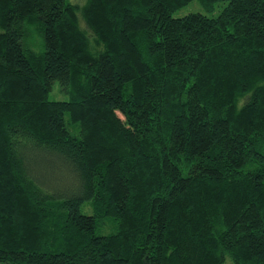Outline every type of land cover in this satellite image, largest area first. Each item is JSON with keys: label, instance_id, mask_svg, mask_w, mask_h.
Here are the masks:
<instances>
[{"label": "trees", "instance_id": "trees-1", "mask_svg": "<svg viewBox=\"0 0 264 264\" xmlns=\"http://www.w3.org/2000/svg\"><path fill=\"white\" fill-rule=\"evenodd\" d=\"M227 259L264 264V0H0V264Z\"/></svg>", "mask_w": 264, "mask_h": 264}, {"label": "rangeland", "instance_id": "rangeland-1", "mask_svg": "<svg viewBox=\"0 0 264 264\" xmlns=\"http://www.w3.org/2000/svg\"><path fill=\"white\" fill-rule=\"evenodd\" d=\"M222 7H223L222 5L217 4L214 7L215 8L214 12L212 14H210L209 12H206L197 2H192V3L182 7L181 9L175 11L172 16H173V18H182V17L187 16V15L192 14V13H200V14H204L208 17H215L221 11ZM54 91L50 94V99L51 100H61V98L57 99L55 97ZM225 264H232V263L229 259H227Z\"/></svg>", "mask_w": 264, "mask_h": 264}]
</instances>
